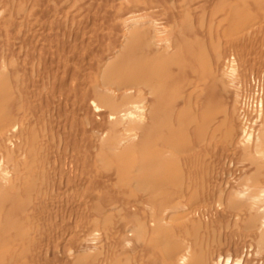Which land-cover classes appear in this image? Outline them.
I'll return each instance as SVG.
<instances>
[{"label": "bare ground", "instance_id": "obj_1", "mask_svg": "<svg viewBox=\"0 0 264 264\" xmlns=\"http://www.w3.org/2000/svg\"><path fill=\"white\" fill-rule=\"evenodd\" d=\"M0 264H264V0H0Z\"/></svg>", "mask_w": 264, "mask_h": 264}]
</instances>
